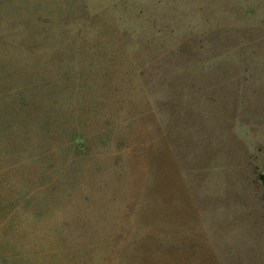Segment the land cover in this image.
Here are the masks:
<instances>
[{
    "label": "rangeland",
    "instance_id": "obj_1",
    "mask_svg": "<svg viewBox=\"0 0 264 264\" xmlns=\"http://www.w3.org/2000/svg\"><path fill=\"white\" fill-rule=\"evenodd\" d=\"M0 264H264V0H0Z\"/></svg>",
    "mask_w": 264,
    "mask_h": 264
}]
</instances>
